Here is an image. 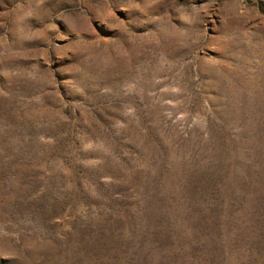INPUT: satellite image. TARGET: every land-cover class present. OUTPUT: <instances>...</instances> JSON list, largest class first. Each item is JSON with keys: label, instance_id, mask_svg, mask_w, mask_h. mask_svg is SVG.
Instances as JSON below:
<instances>
[{"label": "rangeland", "instance_id": "1", "mask_svg": "<svg viewBox=\"0 0 264 264\" xmlns=\"http://www.w3.org/2000/svg\"><path fill=\"white\" fill-rule=\"evenodd\" d=\"M0 264H264V0H0Z\"/></svg>", "mask_w": 264, "mask_h": 264}]
</instances>
